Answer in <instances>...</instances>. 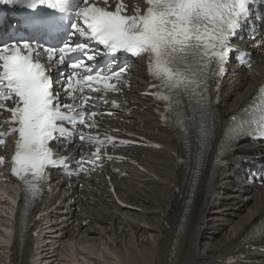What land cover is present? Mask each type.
Listing matches in <instances>:
<instances>
[{"label":"bare ground","instance_id":"1","mask_svg":"<svg viewBox=\"0 0 264 264\" xmlns=\"http://www.w3.org/2000/svg\"><path fill=\"white\" fill-rule=\"evenodd\" d=\"M262 36L264 30L258 35ZM261 43L262 47L257 49H253L250 41L243 44L254 59L252 66L246 71L233 66V73L218 88L217 144H212L202 156L203 169L187 212L183 209L194 175L195 154L162 126L153 100L141 95L148 91V82L144 60L136 59L130 64L133 87L123 95L129 114L119 113L116 120L104 124L118 128L131 140L148 143V147L130 148L124 154L135 165L115 164L94 178L75 179L55 173L43 200L32 213L29 232L19 238L16 230L9 246L1 229L9 232L10 208L5 225L0 224V264H6V260L8 264H37L45 258L39 252V259L33 256L40 244L47 248L45 256L50 258L61 244L60 249L68 247L71 251L70 241L75 239L78 244L84 243L79 255L88 260L85 264L101 262L84 251L103 243L111 248V254H104L107 264H264V232L260 238L251 236L242 241L264 219V184L262 188L256 186V177L264 171V147L241 143L227 153L225 165L217 168L214 162L219 133L227 117L247 103L264 79V38ZM244 84L248 86L241 93ZM152 144L159 145V149L151 147ZM79 149L72 146L56 150V154L74 163ZM141 167L143 170L136 172ZM130 169L131 173H137V179L119 176ZM142 173L149 174L148 180L142 179ZM161 176L168 181L167 188L158 189ZM14 197L12 205L16 203ZM39 214L42 215L35 219ZM17 221L18 213L14 222ZM64 238L68 239L65 244ZM143 242L148 243V248H139L138 243ZM202 242L205 243L201 245ZM45 261L43 264L50 263Z\"/></svg>","mask_w":264,"mask_h":264},{"label":"snow or ice","instance_id":"2","mask_svg":"<svg viewBox=\"0 0 264 264\" xmlns=\"http://www.w3.org/2000/svg\"><path fill=\"white\" fill-rule=\"evenodd\" d=\"M255 2L144 0L143 11L136 7L133 14H127L122 0L114 10H108L109 0H103V7L89 0H0L31 10L15 25L22 31L15 33L10 42L0 43V109L10 113L6 122L14 126L8 132L18 134L11 159L12 174L26 192L35 193L37 183L48 178L47 169L65 163L54 158L50 147V142L72 134L65 125H71L72 129L78 125L95 127L94 121L86 122V115L91 120L97 113H86L85 107L90 99L97 98L87 95L84 89L96 92L100 91L96 85H103L105 91H119L109 81L120 80L123 73V69L94 72L86 61H94L98 54L146 57L149 76L158 82L152 85L157 89L156 99L166 102L174 114L162 117L165 122L172 126L179 122L186 134L194 132L197 150L208 142L217 144L208 84L224 72L225 58L233 51L231 41L249 19ZM41 6L51 11H40ZM77 34L102 46V50L72 42L71 38ZM41 39L45 43H40ZM38 49L46 54L44 62L39 59ZM66 62L72 71L62 74L65 83L61 91L73 100L70 104L62 103L59 91L54 88L60 81L50 75L57 64ZM76 92L81 94L78 104ZM259 92L264 94V87ZM181 97L194 101L186 105L182 117L175 115L181 112ZM7 100L14 106L6 107L3 101ZM258 107V117L247 126L232 124L219 133L227 147L243 136L264 137V99ZM85 139L98 145L104 143L80 133L79 140ZM3 143L0 139V144ZM186 149L191 150V141ZM98 153L99 148L97 157ZM23 198L27 199L26 193Z\"/></svg>","mask_w":264,"mask_h":264},{"label":"rangeland","instance_id":"3","mask_svg":"<svg viewBox=\"0 0 264 264\" xmlns=\"http://www.w3.org/2000/svg\"><path fill=\"white\" fill-rule=\"evenodd\" d=\"M256 55V53H254V56ZM247 84H244L243 86H242V88H241V93L242 92H244L246 89H247ZM226 88V87H225ZM140 169V168H139ZM139 169H137V171L136 172H140V171H142L143 170V168L141 167V169L139 170ZM135 171L134 172H132L131 173V169H130V171H128L127 172V178H129V179H133V180H135V179H137L138 177L136 176L137 175V173H136ZM139 174V173H138ZM142 179H144V180H148V173H145V175H147V176H145L144 175V173H142ZM121 178H124V177H121ZM151 178H154V177H151ZM160 180H161V186H159L158 187V189L160 188V189H162V188H167V184H168V181H165L164 180V177L163 176H161V178H159ZM163 181V182H162ZM165 182V183H164ZM6 183V184H5ZM5 183H0V224L1 225H5V223H6V221H7V218H9V214L11 213V209H12V204H13V202H14V199H15V197H14V194H13V191L9 188V186H13V184H11V183H7V182H5ZM51 183H52V181H51ZM51 183H49V184H51ZM150 184V183H149ZM148 184V185H149ZM151 186H152V184H151ZM258 188H262L261 186H258V185H256ZM79 188H81V186L79 185ZM12 197H13V200H12ZM3 198V199H2ZM57 201V200H56ZM12 203V204H11ZM58 204V201L57 202H55V206ZM146 206H148V207H150L151 208V204H147ZM11 208V209H10ZM134 210L136 209V207H132ZM136 211V210H135ZM8 214V215H7ZM154 215H151V217H153ZM232 221H235L234 219H232ZM5 222V223H4ZM59 222V221H58ZM59 224V223H58ZM114 226V225H113ZM1 229V228H0ZM1 230H3V229H1ZM4 231V230H3ZM120 231H117V233H119ZM67 238H64L63 239V243L65 244L66 242H67ZM71 242V244H72V250L70 251L69 250V248L67 247V248H65V249H67V250H65V249H60L61 248V246H62V244L59 246V251L57 250V252H53L54 253V255H52V257H50V258H48V257H46L45 256V253H47L46 251V247L45 246H43L42 244H40L39 245V250H37V251H35L34 253H33V256H35V257H38L37 259H39V253H41V256L40 257H45V258H43V259H39V261L37 262V264H40V262H42L41 264H43L44 263V261L45 260H47V261H45V262H50V263H48V264H85L86 263V261H88V260H86L85 258H83V256L81 255H79L80 254V252L79 251H83V246H84V243H82L81 244V242H79V244H78V240L77 239H75L74 241H70ZM77 242V243H76ZM62 243V242H61ZM203 243H205V242H202L201 243V245L203 244ZM60 243H57L56 244V246L57 245H59ZM100 245V246H99ZM97 244L96 246H92V248L90 249V250H88V251H84V253L85 254H87L88 256H91V257H94V255L97 257V259H99V260H97V262L98 261H101L102 262V264H107L108 263V260L106 259V253L108 252V254H111V253H109L111 250V248H110V246L108 245V244H105V245H107L108 247H104V243L103 244ZM103 245V246H102ZM43 246V247H42ZM56 246L50 251V252H52L54 249H56ZM99 246V247H98ZM138 246H139V248H148L147 246H149L148 245V243H147V245L143 242V244H139L138 243ZM45 247V248H44ZM58 247V246H57ZM76 249H77V251H76ZM44 250V251H43ZM110 250V251H109ZM39 252V253H38ZM103 252H105V253H103ZM0 253H1V250H0ZM102 253H103V256H102ZM60 254V255H59ZM105 254V255H104ZM56 256V257H55ZM61 256V257H60ZM43 260V261H42ZM52 260V261H51ZM56 260V261H55ZM95 260H96V258H95ZM54 261V262H53ZM91 261V260H90ZM101 262H99L100 264H101ZM99 263H97V264H99ZM6 264H8V260H6Z\"/></svg>","mask_w":264,"mask_h":264}]
</instances>
